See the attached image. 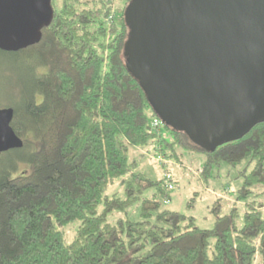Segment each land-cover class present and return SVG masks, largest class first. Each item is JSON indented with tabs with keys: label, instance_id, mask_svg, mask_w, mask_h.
Wrapping results in <instances>:
<instances>
[{
	"label": "trees",
	"instance_id": "1",
	"mask_svg": "<svg viewBox=\"0 0 264 264\" xmlns=\"http://www.w3.org/2000/svg\"><path fill=\"white\" fill-rule=\"evenodd\" d=\"M129 2L115 9L112 0H51L37 44L0 50L24 69L5 107L23 141L12 152L26 165L18 173L9 171L16 161L0 165V264H264V121L212 150L163 121L127 67ZM148 146L176 161L177 149L201 154L205 181L223 163H245L240 197L258 199L245 201L242 224L235 209L217 208L202 229L164 207L171 177L129 173V149ZM116 182L122 194L107 195ZM114 212L124 217L108 223Z\"/></svg>",
	"mask_w": 264,
	"mask_h": 264
},
{
	"label": "water",
	"instance_id": "2",
	"mask_svg": "<svg viewBox=\"0 0 264 264\" xmlns=\"http://www.w3.org/2000/svg\"><path fill=\"white\" fill-rule=\"evenodd\" d=\"M51 0H0V50L41 39ZM127 67L163 121L207 150L264 121V0H130ZM0 108V153L23 141Z\"/></svg>",
	"mask_w": 264,
	"mask_h": 264
},
{
	"label": "rangeland",
	"instance_id": "3",
	"mask_svg": "<svg viewBox=\"0 0 264 264\" xmlns=\"http://www.w3.org/2000/svg\"><path fill=\"white\" fill-rule=\"evenodd\" d=\"M114 8H121L125 0H112ZM22 64L13 65L6 60L0 58V108L5 107V103L13 99L9 97L17 90L16 85L20 75L24 69ZM16 95V94H14ZM15 100V99H13ZM12 150H7L0 153V165L9 166L16 161V153ZM183 154L180 161L175 158H169L168 152H159L150 146L145 148L131 147L129 149V161L135 162V167L130 169V172H142L147 177L158 180L163 178L165 174L174 180V187L170 193V200L164 204V207L180 212L187 216H193L195 223L199 228L210 229L214 223L215 209L219 208V215H225L230 210L235 209L238 214L236 224H242V215L244 212L245 201L258 199L253 197V194L247 198L240 197L243 194V167L245 163L235 167L225 163L216 168L212 176L206 181L201 177L200 168L203 162L201 154H186L183 151H178ZM26 167L23 161H16L9 171L18 173ZM129 173L123 176L124 179L129 178ZM172 184V186H173ZM114 192L122 194V187L116 182L106 192L111 195ZM152 191H147L145 196H150ZM196 198L193 206L190 207L188 202ZM264 199V198H263ZM261 199V200H263ZM128 218L138 220V204L133 205L128 210ZM124 217L120 212H114L107 217V222L112 223L117 218ZM72 237L68 235L69 240Z\"/></svg>",
	"mask_w": 264,
	"mask_h": 264
},
{
	"label": "built area",
	"instance_id": "4",
	"mask_svg": "<svg viewBox=\"0 0 264 264\" xmlns=\"http://www.w3.org/2000/svg\"><path fill=\"white\" fill-rule=\"evenodd\" d=\"M152 125L153 126H157L158 125V121L153 120ZM164 178H165L166 181H168L170 179V177L167 174L164 175ZM168 187L171 188L172 185L169 183Z\"/></svg>",
	"mask_w": 264,
	"mask_h": 264
}]
</instances>
